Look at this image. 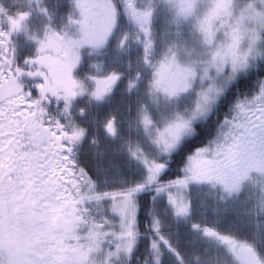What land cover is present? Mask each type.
I'll use <instances>...</instances> for the list:
<instances>
[{"label":"snow or ice","instance_id":"snow-or-ice-1","mask_svg":"<svg viewBox=\"0 0 264 264\" xmlns=\"http://www.w3.org/2000/svg\"><path fill=\"white\" fill-rule=\"evenodd\" d=\"M0 264H264V0H0Z\"/></svg>","mask_w":264,"mask_h":264}]
</instances>
